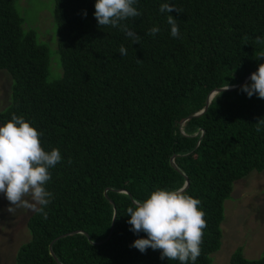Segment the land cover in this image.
<instances>
[{
    "label": "trees",
    "instance_id": "16d2710c",
    "mask_svg": "<svg viewBox=\"0 0 264 264\" xmlns=\"http://www.w3.org/2000/svg\"><path fill=\"white\" fill-rule=\"evenodd\" d=\"M18 2L0 0V70L12 78L0 123L21 116L42 133V147L59 149L62 159L49 170L47 218L28 216L29 238L15 264H180L161 259L160 250L132 247L146 234L130 231L126 210L186 181L185 194L201 201L207 222L195 264H212L234 183L264 171V125L256 131L264 99L239 90L264 63L257 58L264 52V0H138L141 16L123 23L140 43L98 26L96 0H53L52 58L24 28ZM163 3L183 12L161 13ZM168 15L179 38L170 34ZM153 26L160 31L150 36ZM226 84L238 86L218 91L196 114ZM229 264H264V246L252 259L238 246Z\"/></svg>",
    "mask_w": 264,
    "mask_h": 264
},
{
    "label": "clouds",
    "instance_id": "9594fccd",
    "mask_svg": "<svg viewBox=\"0 0 264 264\" xmlns=\"http://www.w3.org/2000/svg\"><path fill=\"white\" fill-rule=\"evenodd\" d=\"M137 2L138 0H96L94 16L98 26L118 28L132 43H140V36L123 23L141 16V12L134 6ZM159 11L182 13L183 9L163 3ZM167 23L170 25L171 36L179 38L176 18L168 15ZM159 31L158 27L153 26L147 34L154 36ZM257 39L259 42V38ZM118 52L121 56L127 55V49L123 45ZM262 57L264 52L257 58ZM137 62L143 61L137 59ZM249 79L251 83L242 84L239 90L249 98L257 95L264 99V63L257 66ZM229 87L232 86L226 84L223 89L228 90ZM260 125H264V119L257 120V132L261 131ZM40 136L41 132L15 114L0 125V193L10 205L26 208L46 219L45 208L53 198V194L45 187L51 180L49 170L55 168L62 157L57 148L46 151L41 145ZM171 163L176 166L173 157ZM200 204L198 198L185 194L183 189H157L143 201H134L135 207H128L126 210L129 216L127 223L131 226L130 231L136 234L144 232L146 237H138L131 246L141 253L148 248L160 250V258L168 261L195 264L201 254L204 229L207 227L204 219L206 214L199 207ZM117 215L114 214L111 221Z\"/></svg>",
    "mask_w": 264,
    "mask_h": 264
},
{
    "label": "rangeland",
    "instance_id": "374dc122",
    "mask_svg": "<svg viewBox=\"0 0 264 264\" xmlns=\"http://www.w3.org/2000/svg\"><path fill=\"white\" fill-rule=\"evenodd\" d=\"M17 11L24 19V28L28 25L27 29L36 32L52 58L57 49L53 0H19ZM50 72L52 76L51 66ZM11 79L9 72L0 70V111L10 103ZM239 181L233 185V195L224 201L223 236L219 250L212 254V264H229V256L238 246L246 258H257L264 246V171H252ZM31 212L10 205L0 193V264H15L17 249L29 238L25 222Z\"/></svg>",
    "mask_w": 264,
    "mask_h": 264
},
{
    "label": "water",
    "instance_id": "95a60500",
    "mask_svg": "<svg viewBox=\"0 0 264 264\" xmlns=\"http://www.w3.org/2000/svg\"><path fill=\"white\" fill-rule=\"evenodd\" d=\"M243 82H244V81H243ZM243 82H242V83H243ZM235 87H237V86L229 87V89H233V88H235ZM229 89H228V90H229ZM220 90H224L223 87H220V88H217V89H214L213 91H211V92L208 94L207 103H206L205 107H204L201 111H199L198 113H196V114H200V113H202V112L207 108V105H208L209 101L211 100V98L214 96V94H215L216 92L220 91ZM187 185H188V181L185 182V184L183 185V187H182L181 189H184Z\"/></svg>",
    "mask_w": 264,
    "mask_h": 264
}]
</instances>
